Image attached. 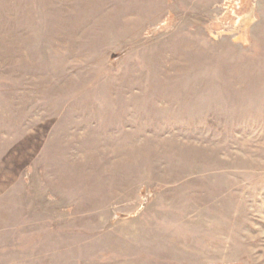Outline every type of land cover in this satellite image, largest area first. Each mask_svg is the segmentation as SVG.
<instances>
[{"label": "rangeland", "instance_id": "obj_1", "mask_svg": "<svg viewBox=\"0 0 264 264\" xmlns=\"http://www.w3.org/2000/svg\"><path fill=\"white\" fill-rule=\"evenodd\" d=\"M0 264H264V0H0Z\"/></svg>", "mask_w": 264, "mask_h": 264}]
</instances>
